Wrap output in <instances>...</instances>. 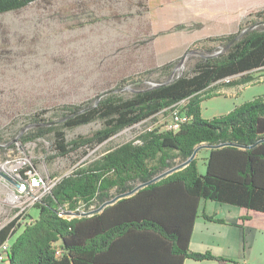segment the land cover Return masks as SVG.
I'll list each match as a JSON object with an SVG mask.
<instances>
[{
    "label": "trees",
    "instance_id": "16d2710c",
    "mask_svg": "<svg viewBox=\"0 0 264 264\" xmlns=\"http://www.w3.org/2000/svg\"><path fill=\"white\" fill-rule=\"evenodd\" d=\"M34 1L0 0V14ZM216 48L221 51L198 56L171 80L150 87L136 84L131 91L119 85L93 101L62 105L59 121L33 120L20 142L51 134L57 154L63 156L174 108L188 117L178 130L147 128L134 140L81 162L58 178L51 191L33 204L37 214L30 223L27 218L18 222L15 216L0 226V245L17 233L10 243L8 264H183L186 258L237 262L210 250L193 251L189 242L202 199L264 213V99L255 97L212 118L201 115L200 104L221 95L217 84H247L255 79L253 72L264 69V19L240 23L236 32L198 39L189 50L211 53ZM173 65L169 61L159 68L168 72ZM95 120L102 122L100 128L66 139L65 129ZM220 143L230 144L208 149L203 174L195 157L91 215L58 214L60 209H95L172 167L175 158L186 160L197 146ZM202 217L225 222L204 211Z\"/></svg>",
    "mask_w": 264,
    "mask_h": 264
},
{
    "label": "rangeland",
    "instance_id": "374dc122",
    "mask_svg": "<svg viewBox=\"0 0 264 264\" xmlns=\"http://www.w3.org/2000/svg\"><path fill=\"white\" fill-rule=\"evenodd\" d=\"M260 11L261 16H256ZM261 17L264 19V0H35L0 14V226L24 205L10 197L13 185L7 179V162L26 157L44 178L58 179L77 164L134 140L147 128H166L172 110L63 156L57 154L51 134L20 142L33 120L59 121L62 105L93 101L119 85L131 91L136 84L150 87L171 80L198 56L221 51L189 50L194 41L236 32L240 23ZM169 61H174L170 71L159 68ZM253 75L255 79L242 86L217 84L216 92L221 95L204 99L201 115L212 118L255 97L264 99V69ZM101 126L95 120L65 129V137L89 134ZM207 155V148L196 154L201 174ZM171 163L175 166L181 161L175 158ZM25 213L16 217L18 222L35 217L37 209L31 204ZM249 239L250 256H260L264 229L253 224ZM6 263L7 259L0 264Z\"/></svg>",
    "mask_w": 264,
    "mask_h": 264
},
{
    "label": "crops",
    "instance_id": "0c3cea01",
    "mask_svg": "<svg viewBox=\"0 0 264 264\" xmlns=\"http://www.w3.org/2000/svg\"><path fill=\"white\" fill-rule=\"evenodd\" d=\"M240 84L237 86H242ZM215 214L224 219V223L205 220L202 212ZM229 214L230 219L224 215ZM246 215L248 219L242 220ZM256 224L264 229V213L246 210L226 203L201 200L190 237L189 248L193 251L210 250L213 254L237 261L235 264H264V250L260 256H250L251 244L249 229ZM238 247V249H237ZM235 253V254H234ZM8 264V263H6ZM183 264H219L216 260H193L186 258ZM226 264H234L228 262Z\"/></svg>",
    "mask_w": 264,
    "mask_h": 264
},
{
    "label": "built area",
    "instance_id": "2783aa9c",
    "mask_svg": "<svg viewBox=\"0 0 264 264\" xmlns=\"http://www.w3.org/2000/svg\"><path fill=\"white\" fill-rule=\"evenodd\" d=\"M187 120L188 117L186 115L177 108H174L171 111L170 121L167 123L166 128L173 131L178 130L180 125ZM5 169L6 173L15 181L10 197L19 204L24 203L17 211L16 216L19 217L26 214V207L28 205L34 204L43 195L49 193L57 180L49 177L44 178L36 171L26 157H19L7 162ZM67 212H70V214ZM74 212L60 209L58 214L70 218L74 216ZM32 220L33 217L26 219V222L30 223ZM10 243V239H7L0 245V263L7 259ZM56 252L58 253V249H56Z\"/></svg>",
    "mask_w": 264,
    "mask_h": 264
},
{
    "label": "water",
    "instance_id": "95a60500",
    "mask_svg": "<svg viewBox=\"0 0 264 264\" xmlns=\"http://www.w3.org/2000/svg\"><path fill=\"white\" fill-rule=\"evenodd\" d=\"M227 144H230V143H220V144H216V145H210V144H201L199 146H197L193 152L191 153V155L184 161H182L181 163L175 165V166H172L166 170H164L163 172L155 175L154 177H152L151 179L147 180V181H144V182H141V183H138L137 185H135L132 189L128 190V191H125V192H122V193H119V194H116L114 195L111 199H108L106 200L105 202H103L101 205H99L98 207H96L95 209H91V210H87V211H77V212H74L73 215L74 216H87V215H91L95 212H98L100 211L102 208H104L105 206L115 202L116 200H118L119 198L121 197H124V196H128L132 193H134L135 191H137L138 189L152 183V182H155L157 180H159L160 178L184 167L185 165H187L192 159H194L196 157V154L198 153V151L202 148H207V149H212V148H218V147H221V146H224V145H227ZM253 146V145H251ZM245 147V146H243ZM7 179L10 181V183L12 185L15 184V181L11 178V177H7ZM68 214H70V212H67Z\"/></svg>",
    "mask_w": 264,
    "mask_h": 264
}]
</instances>
